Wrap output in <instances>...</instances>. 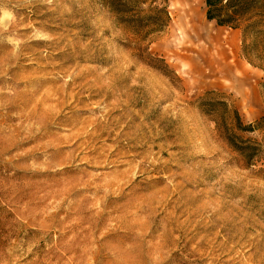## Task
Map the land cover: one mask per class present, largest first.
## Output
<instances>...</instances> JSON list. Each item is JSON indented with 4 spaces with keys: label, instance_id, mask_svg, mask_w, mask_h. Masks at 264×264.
Returning <instances> with one entry per match:
<instances>
[{
    "label": "rangeland",
    "instance_id": "obj_1",
    "mask_svg": "<svg viewBox=\"0 0 264 264\" xmlns=\"http://www.w3.org/2000/svg\"><path fill=\"white\" fill-rule=\"evenodd\" d=\"M165 6L0 0V264H264V0Z\"/></svg>",
    "mask_w": 264,
    "mask_h": 264
},
{
    "label": "trees",
    "instance_id": "obj_2",
    "mask_svg": "<svg viewBox=\"0 0 264 264\" xmlns=\"http://www.w3.org/2000/svg\"><path fill=\"white\" fill-rule=\"evenodd\" d=\"M156 0H100V2L110 11L115 13L117 19L128 25L132 29L150 31L156 30L158 27L165 26L168 15L163 0V5L153 3ZM261 0H204L206 10L205 16L207 20H213L219 26L233 27L245 15L250 13L257 7ZM149 2L146 9L147 13L142 15L143 10L141 6ZM161 19V20H158ZM161 21V22H160ZM236 127L240 130L249 131L252 129L251 125H243L240 118L236 114ZM229 140V139H228ZM230 144L240 153L248 157L244 150L246 145L244 143L237 144L229 140ZM247 153V152H246Z\"/></svg>",
    "mask_w": 264,
    "mask_h": 264
},
{
    "label": "bare ground",
    "instance_id": "obj_3",
    "mask_svg": "<svg viewBox=\"0 0 264 264\" xmlns=\"http://www.w3.org/2000/svg\"><path fill=\"white\" fill-rule=\"evenodd\" d=\"M202 29L203 30H205V31H207L208 30V26H205L204 24H202ZM230 53L231 54H233V51H230ZM219 56H221V59L220 60H214L213 62H210V66L211 67H213V72H215L216 70H215V66H218L219 65V62L218 61H220V62H222L227 56H228V54L227 53H225L224 51H221L220 52V54H219ZM216 63V64H215ZM236 65H237V63H236ZM220 67H226V68H228V70L227 71H225L224 69H222V68H220ZM218 66V71L220 72V73H224V74H226V73H228V71H230L229 73H231L232 71L231 70H229V65L228 64H225L224 63V65H222V66Z\"/></svg>",
    "mask_w": 264,
    "mask_h": 264
},
{
    "label": "clouds",
    "instance_id": "obj_4",
    "mask_svg": "<svg viewBox=\"0 0 264 264\" xmlns=\"http://www.w3.org/2000/svg\"><path fill=\"white\" fill-rule=\"evenodd\" d=\"M3 15H4L5 17H7V16H9L10 14L7 13V12H5Z\"/></svg>",
    "mask_w": 264,
    "mask_h": 264
},
{
    "label": "crops",
    "instance_id": "obj_5",
    "mask_svg": "<svg viewBox=\"0 0 264 264\" xmlns=\"http://www.w3.org/2000/svg\"><path fill=\"white\" fill-rule=\"evenodd\" d=\"M205 4V3H204Z\"/></svg>",
    "mask_w": 264,
    "mask_h": 264
}]
</instances>
